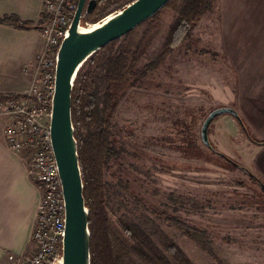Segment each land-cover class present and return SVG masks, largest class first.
I'll return each mask as SVG.
<instances>
[{"label": "rangeland", "instance_id": "rangeland-1", "mask_svg": "<svg viewBox=\"0 0 264 264\" xmlns=\"http://www.w3.org/2000/svg\"><path fill=\"white\" fill-rule=\"evenodd\" d=\"M175 7L164 5L95 56L97 71L121 49L128 58L139 50L136 67L153 62L122 86L110 119L104 178L111 225L128 243L121 220L140 226L161 250L170 238L193 264H264V192L228 160L264 183V0H215L190 37L163 53ZM220 106L236 109L245 128L230 113L216 115L208 126L211 149L200 127Z\"/></svg>", "mask_w": 264, "mask_h": 264}, {"label": "trees", "instance_id": "trees-1", "mask_svg": "<svg viewBox=\"0 0 264 264\" xmlns=\"http://www.w3.org/2000/svg\"><path fill=\"white\" fill-rule=\"evenodd\" d=\"M130 1L96 0L93 11L82 21L90 20L95 23ZM214 1H167L165 6L176 4L175 8L178 10L176 19L167 33L163 53L190 37L194 24L212 7ZM0 22L18 25L15 15L0 17ZM117 39L110 41L87 58L74 78L71 92V117L77 140L83 196L89 209L90 264H137L136 260L141 264H193L170 238L165 237L164 250H161L140 226L121 220L124 232L131 240L128 243L116 235L111 225L110 191L107 190L104 178V163L112 150L110 119L119 101L122 86L132 84L142 77L153 64L150 61L142 67H136L139 50L136 49L128 58L124 49H121L102 58L100 71L94 70L95 56L102 53L106 46L114 44ZM261 143L263 142L259 144ZM173 224L182 228L186 235L194 238L202 246L206 243L196 229L182 226L176 220ZM217 264L228 263L217 260Z\"/></svg>", "mask_w": 264, "mask_h": 264}, {"label": "water", "instance_id": "water-1", "mask_svg": "<svg viewBox=\"0 0 264 264\" xmlns=\"http://www.w3.org/2000/svg\"><path fill=\"white\" fill-rule=\"evenodd\" d=\"M167 1L131 0L122 8L95 22L96 24L84 27L81 20L93 11L96 0H78L67 34L57 48L49 128L64 199L65 230L61 242L62 264H90L89 209L85 205L83 196L77 140L74 136L71 117V92L74 78L91 54L151 17ZM224 112L232 114L244 127L236 109L229 106L212 109L205 116L200 127V138L204 145L211 149L208 126L216 115ZM218 154L224 157L223 153L218 152ZM228 160L256 178L244 166ZM256 179L264 192V183L259 178Z\"/></svg>", "mask_w": 264, "mask_h": 264}, {"label": "built area", "instance_id": "built-area-1", "mask_svg": "<svg viewBox=\"0 0 264 264\" xmlns=\"http://www.w3.org/2000/svg\"><path fill=\"white\" fill-rule=\"evenodd\" d=\"M78 0H43L46 18L39 30L42 44L30 69L27 86L19 93L0 91V117H5L8 148L30 154L29 171L40 189L30 234L31 251L9 253L8 264H62L64 199L50 138V111L54 93L55 56L67 34Z\"/></svg>", "mask_w": 264, "mask_h": 264}, {"label": "crops", "instance_id": "crops-1", "mask_svg": "<svg viewBox=\"0 0 264 264\" xmlns=\"http://www.w3.org/2000/svg\"><path fill=\"white\" fill-rule=\"evenodd\" d=\"M41 3L0 0V17L15 15L18 19V25L0 22V91L19 93L28 84L24 68L31 70L42 44ZM4 120L0 122V264H8L9 253L26 255L31 251L30 234L40 199V189L29 171L30 154L8 148Z\"/></svg>", "mask_w": 264, "mask_h": 264}, {"label": "bare ground", "instance_id": "bare-ground-1", "mask_svg": "<svg viewBox=\"0 0 264 264\" xmlns=\"http://www.w3.org/2000/svg\"><path fill=\"white\" fill-rule=\"evenodd\" d=\"M93 24H96V23H93ZM93 24L89 25L88 27L92 26Z\"/></svg>", "mask_w": 264, "mask_h": 264}, {"label": "flooded vegetation", "instance_id": "flooded-vegetation-1", "mask_svg": "<svg viewBox=\"0 0 264 264\" xmlns=\"http://www.w3.org/2000/svg\"><path fill=\"white\" fill-rule=\"evenodd\" d=\"M254 178V177H253ZM256 182H257V179L255 178ZM258 183V182H257Z\"/></svg>", "mask_w": 264, "mask_h": 264}]
</instances>
